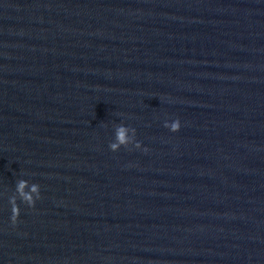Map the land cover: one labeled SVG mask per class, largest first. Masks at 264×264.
<instances>
[{
    "label": "water",
    "instance_id": "obj_1",
    "mask_svg": "<svg viewBox=\"0 0 264 264\" xmlns=\"http://www.w3.org/2000/svg\"><path fill=\"white\" fill-rule=\"evenodd\" d=\"M0 264H264V0H0Z\"/></svg>",
    "mask_w": 264,
    "mask_h": 264
},
{
    "label": "clouds",
    "instance_id": "obj_2",
    "mask_svg": "<svg viewBox=\"0 0 264 264\" xmlns=\"http://www.w3.org/2000/svg\"><path fill=\"white\" fill-rule=\"evenodd\" d=\"M178 127H179V125L177 122L176 124L173 125V130H178ZM117 138L121 143L125 142V130L123 128H120L118 130ZM110 147L114 151L116 149L117 145L113 144ZM35 188H36V186L34 185L33 190H35ZM39 198L40 197L38 196L37 199H39ZM34 204H35L34 201L30 202V207L34 206ZM18 216H19V208H16L13 210V219H12L13 224H15L17 222Z\"/></svg>",
    "mask_w": 264,
    "mask_h": 264
}]
</instances>
